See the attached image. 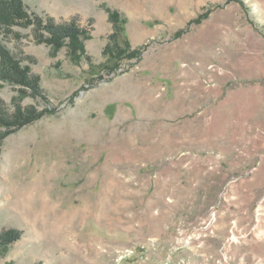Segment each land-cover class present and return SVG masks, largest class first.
Wrapping results in <instances>:
<instances>
[{
	"label": "rangeland",
	"instance_id": "rangeland-1",
	"mask_svg": "<svg viewBox=\"0 0 264 264\" xmlns=\"http://www.w3.org/2000/svg\"><path fill=\"white\" fill-rule=\"evenodd\" d=\"M24 2L76 18L95 65L104 5L146 47L102 78L33 25L0 32L45 96L21 100L45 113L0 141V234L21 233L0 264H264V0ZM17 88L0 80L9 114Z\"/></svg>",
	"mask_w": 264,
	"mask_h": 264
},
{
	"label": "trees",
	"instance_id": "trees-1",
	"mask_svg": "<svg viewBox=\"0 0 264 264\" xmlns=\"http://www.w3.org/2000/svg\"><path fill=\"white\" fill-rule=\"evenodd\" d=\"M109 20L112 23V32L103 48L105 60L95 65L92 57L85 48V39L91 37L88 30L77 23L76 18L67 22L57 23L52 18L30 13L24 0H0V32H13V26L33 25L34 37L39 43H46L52 49L54 56L63 48H68V56L74 63H79L86 58L91 67H95L99 75L104 78V73L116 72L121 68L124 60H139L145 50V45L133 47L126 34L128 18L119 9L104 5ZM18 36V34H15ZM30 63L35 61L27 56ZM30 63L23 64L12 52L0 42V80L17 85L18 95L14 98L16 109L13 113L5 112L0 106V141L14 131L39 119L45 112L39 111L34 106L23 107L20 101L29 95L44 97L40 86V76L32 73ZM103 75V76H102ZM4 128L5 131H1ZM16 229L6 230L0 234V245L6 247L9 243L20 237Z\"/></svg>",
	"mask_w": 264,
	"mask_h": 264
}]
</instances>
